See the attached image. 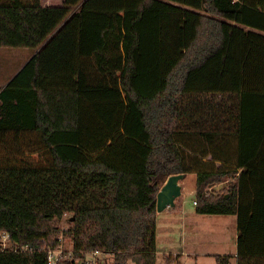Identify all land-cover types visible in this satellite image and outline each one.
Returning <instances> with one entry per match:
<instances>
[{
	"label": "trees",
	"instance_id": "1",
	"mask_svg": "<svg viewBox=\"0 0 264 264\" xmlns=\"http://www.w3.org/2000/svg\"><path fill=\"white\" fill-rule=\"evenodd\" d=\"M0 48L31 53L0 85V264H49L65 216L56 264H157L180 174L237 218L216 263L264 264V0H0ZM24 149L46 163L1 155Z\"/></svg>",
	"mask_w": 264,
	"mask_h": 264
},
{
	"label": "rangeland",
	"instance_id": "2",
	"mask_svg": "<svg viewBox=\"0 0 264 264\" xmlns=\"http://www.w3.org/2000/svg\"><path fill=\"white\" fill-rule=\"evenodd\" d=\"M65 0H42L44 6H62ZM31 53L25 49L0 48V85H3L9 77H12L29 60ZM38 149H36L37 151ZM35 149H24L14 154L4 153L5 157L17 159L21 164L44 165L47 154L44 151L34 154ZM17 154V156L15 155ZM226 184L215 186L211 192L220 193L226 188ZM196 176L188 175L185 180L180 205L182 207H169L157 215V264H217L213 256L205 254L214 244L210 241V233L220 232L226 242L223 249L228 255L235 252L237 244V230L234 224L235 217L227 216H196ZM187 219L186 224L183 220ZM194 219V220H193ZM199 219V221H197ZM68 218L65 216L59 222L58 233L59 246L62 251L61 258H70L72 243L66 237ZM223 233V234H222ZM197 255V256H196ZM168 257L171 260H168ZM103 264L104 263V258ZM79 261L76 264H81ZM107 264H112L111 260ZM232 264H236L233 259Z\"/></svg>",
	"mask_w": 264,
	"mask_h": 264
},
{
	"label": "water",
	"instance_id": "3",
	"mask_svg": "<svg viewBox=\"0 0 264 264\" xmlns=\"http://www.w3.org/2000/svg\"><path fill=\"white\" fill-rule=\"evenodd\" d=\"M185 175H174L167 179L157 196V213H161L169 207L174 208L176 200L182 195L179 182L185 179Z\"/></svg>",
	"mask_w": 264,
	"mask_h": 264
},
{
	"label": "crops",
	"instance_id": "4",
	"mask_svg": "<svg viewBox=\"0 0 264 264\" xmlns=\"http://www.w3.org/2000/svg\"><path fill=\"white\" fill-rule=\"evenodd\" d=\"M186 178H187V176L185 177L184 180H182V181L179 182V185L182 188V193H183V189H184V185H185ZM180 198L176 200L175 207H177V206L180 205V201H179ZM179 207H182V206H179ZM195 214H196V216H201V215H198L196 212H195ZM229 217H233V216H229ZM186 221H187V219L183 220V224H186ZM197 221H199V219H197ZM234 224L236 225V230H237V218L236 217H235ZM208 233L210 234V241L213 242L214 244L211 246L210 249H208V251L206 253H203V254H205V256H207V257H211V256L214 257L216 255H228V254H226V252L223 251V249L226 248V242H225L224 237L220 234V232H218V233L217 232L210 233V231L208 229ZM232 255L234 257L237 256V244H236L235 252Z\"/></svg>",
	"mask_w": 264,
	"mask_h": 264
},
{
	"label": "built area",
	"instance_id": "5",
	"mask_svg": "<svg viewBox=\"0 0 264 264\" xmlns=\"http://www.w3.org/2000/svg\"><path fill=\"white\" fill-rule=\"evenodd\" d=\"M61 255H62V251L60 249L56 251H50L48 256L49 264H56L59 258L61 257ZM101 257L102 254L96 251L92 254V256L89 259L85 261L84 264H100L99 261Z\"/></svg>",
	"mask_w": 264,
	"mask_h": 264
}]
</instances>
